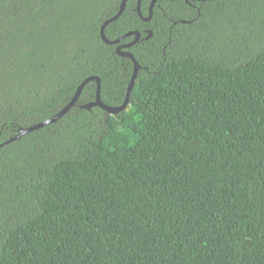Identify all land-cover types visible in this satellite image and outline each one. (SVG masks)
<instances>
[{
  "label": "trees",
  "instance_id": "trees-1",
  "mask_svg": "<svg viewBox=\"0 0 264 264\" xmlns=\"http://www.w3.org/2000/svg\"><path fill=\"white\" fill-rule=\"evenodd\" d=\"M121 2L0 0V143L124 102ZM137 4L127 108L0 147V264H264V0Z\"/></svg>",
  "mask_w": 264,
  "mask_h": 264
},
{
  "label": "water",
  "instance_id": "water-1",
  "mask_svg": "<svg viewBox=\"0 0 264 264\" xmlns=\"http://www.w3.org/2000/svg\"><path fill=\"white\" fill-rule=\"evenodd\" d=\"M127 1L128 0H122L118 12L114 16L106 19L102 23L101 28H100L101 37L108 44H118L124 38H126L128 36H131V35H134L133 40H131L130 42L125 43V44H118V46L116 47V51H117V53L119 55L128 56L129 58H131L133 60V63H134L133 74H132L130 82L128 84L127 93H126V97H125L124 102L121 105H119V106H110V105L104 103L102 101V98H101V79H100V77H98L96 75H91V76L87 77L86 79H84L81 82V84L78 86L74 96L71 98V100L59 112H57L53 116H51V117H49V118H47V119H45V120H43L41 122H38V123L33 124L31 126L19 129V132L17 134H15L14 136H12L9 139L5 140L4 142L0 143V147H2L5 144H8V143H10V142H12L14 140H17V139L21 138L22 136H24L25 134H27L29 132H32L34 130H38V129L44 127V126H47V125L52 124L54 122H57L59 119H61L63 116H65L72 109V107L77 103V101H78V99H79L84 87L86 86V84L88 82H90V81H93V80H95L97 82L96 98H95L94 101L82 105L83 108L91 109L94 106H99V107L103 108L109 114H118V113H120L121 111H123V110H125L127 108V106L130 103V93H131L132 89L135 87L136 79H137L139 70L141 69V65L138 62V60L135 58V56L133 55L132 52L126 51L124 49L135 45L141 39L142 34H141L140 31L132 30V31H129V32L123 34L122 36H120V37H118V38H116L114 40H109L106 37V34H105L106 26L109 23L115 21L118 17H120L123 14V12L126 9ZM156 1L157 0H152L151 1L150 7H149V14H148V16H144L142 14V12H141V0H138L137 11H138V14L140 15V17L144 21H150L151 20L152 15H153V8H154V5H155ZM191 1L192 0H186V2H188V3H191ZM195 1H205V0H195ZM183 22H186V21L183 20ZM152 35H153L152 30H149L148 35L146 36V38H149ZM0 134H1V130H0Z\"/></svg>",
  "mask_w": 264,
  "mask_h": 264
},
{
  "label": "flooded vegetation",
  "instance_id": "flooded-vegetation-1",
  "mask_svg": "<svg viewBox=\"0 0 264 264\" xmlns=\"http://www.w3.org/2000/svg\"><path fill=\"white\" fill-rule=\"evenodd\" d=\"M130 42V41H129ZM126 43H128V42H126ZM123 44H125V43H123ZM125 50H126V48H125ZM126 51H128V50H126Z\"/></svg>",
  "mask_w": 264,
  "mask_h": 264
}]
</instances>
